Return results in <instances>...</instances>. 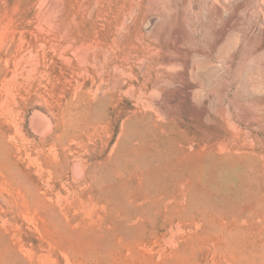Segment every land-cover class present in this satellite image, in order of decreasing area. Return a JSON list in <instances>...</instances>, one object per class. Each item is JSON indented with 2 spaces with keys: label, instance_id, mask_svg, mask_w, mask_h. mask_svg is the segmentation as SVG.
<instances>
[{
  "label": "rangeland",
  "instance_id": "rangeland-1",
  "mask_svg": "<svg viewBox=\"0 0 264 264\" xmlns=\"http://www.w3.org/2000/svg\"><path fill=\"white\" fill-rule=\"evenodd\" d=\"M0 264H264V0H0Z\"/></svg>",
  "mask_w": 264,
  "mask_h": 264
}]
</instances>
